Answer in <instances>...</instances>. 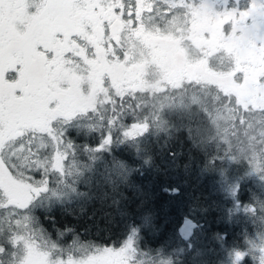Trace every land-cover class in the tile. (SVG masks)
<instances>
[{"label": "snow or ice", "instance_id": "6c2138e0", "mask_svg": "<svg viewBox=\"0 0 264 264\" xmlns=\"http://www.w3.org/2000/svg\"><path fill=\"white\" fill-rule=\"evenodd\" d=\"M174 139L214 146L205 170L219 171L227 219L252 226L232 245L215 234L219 264H264V0H0V264H186L201 255L195 209L170 250H146L151 213L127 223L122 189L139 192L133 175L160 171L154 145ZM98 175L109 189L98 198L125 220L122 233L92 240L66 226L54 239L39 213L53 223L57 208L84 213Z\"/></svg>", "mask_w": 264, "mask_h": 264}, {"label": "trees", "instance_id": "16d2710c", "mask_svg": "<svg viewBox=\"0 0 264 264\" xmlns=\"http://www.w3.org/2000/svg\"><path fill=\"white\" fill-rule=\"evenodd\" d=\"M73 138L82 143L83 138L73 133ZM164 141L161 140L160 144ZM156 163L161 170L145 168L143 175H133V183L139 188V192L133 189H122L128 197L129 217L127 223L139 224L145 213H151L154 218V228L144 233V246L147 249L168 247L175 245V234L178 225L184 215L195 209V218L203 225V232L197 242V248L201 255L193 258L187 257L186 264H219L220 255L217 248L215 234H226L227 244L240 243L242 234L250 230L252 226L240 216L232 221L227 219L225 209L231 207L230 201L225 197L221 186L219 171H206L211 157L216 154L215 148L207 151L195 148L187 139H174L161 150L160 145H154ZM169 151L176 153L173 159ZM119 155L126 156L125 153ZM226 167L231 175H236L238 166L228 161H217V169ZM103 171V166H100ZM98 187H93L92 192L97 197L85 205L84 213L79 206L73 205L67 210L57 208L52 212L55 223L45 214L39 213L41 223L53 238L58 231L64 228H75L82 235L85 229L89 232L87 239L107 240L108 237L116 239L124 230L125 220L121 218L116 208L108 207L110 201L102 203L98 198L108 187L103 183L101 176H97ZM255 184L251 181L244 185L245 192L250 191ZM179 187L180 194L171 196L163 191L165 187ZM83 190V189H82ZM206 209L207 211H201ZM110 213L105 218L104 213ZM109 219L111 223H109ZM97 228L104 230L97 232Z\"/></svg>", "mask_w": 264, "mask_h": 264}]
</instances>
